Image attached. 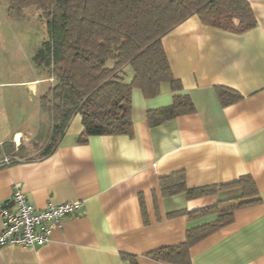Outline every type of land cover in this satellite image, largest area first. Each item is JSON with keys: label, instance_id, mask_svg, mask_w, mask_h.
Masks as SVG:
<instances>
[{"label": "crops", "instance_id": "1", "mask_svg": "<svg viewBox=\"0 0 264 264\" xmlns=\"http://www.w3.org/2000/svg\"><path fill=\"white\" fill-rule=\"evenodd\" d=\"M257 24L243 32L203 24L194 15L163 38L182 89L162 84L146 97L132 91V135L84 136L83 117H72L50 155V111L41 105L56 81L52 46L36 63L5 53L0 69V203L17 185L43 209L81 200L50 241L36 248L0 247V264H177L149 256L188 241V234L218 215L192 218L197 209L237 195L228 190L190 198L165 195L162 179L184 172L189 189L251 176L260 201L239 207L233 221L189 249L190 264H264V0H249ZM51 40V39H50ZM52 43V42H51ZM125 81L134 79L130 66ZM238 94L239 99L226 102ZM190 96L195 111L151 126L148 112ZM12 112H20L15 120ZM17 121V122H16ZM21 136V144L16 142ZM13 158L10 164L3 160ZM17 158V159H14ZM3 220L0 216V234Z\"/></svg>", "mask_w": 264, "mask_h": 264}, {"label": "trees", "instance_id": "2", "mask_svg": "<svg viewBox=\"0 0 264 264\" xmlns=\"http://www.w3.org/2000/svg\"><path fill=\"white\" fill-rule=\"evenodd\" d=\"M20 9L35 7L46 15L52 42V76L55 85L41 98L42 107L53 119V132L43 156L50 155L72 117H83L85 142L90 136L132 135V91L140 88L150 98L162 84L174 91L182 84L172 71L163 38L175 27L196 15L208 26L243 32L257 21L249 0H16ZM130 66L134 79L125 81ZM226 90L220 97L226 100ZM233 99L240 98L238 94ZM195 106L186 94L173 103L148 112L151 126L193 113ZM165 195L186 192L190 198L223 190L237 195L197 209L192 218L218 215L217 221L188 234V241L151 252L149 256L177 264H190L192 243L230 224L236 209L260 201L251 176L223 184L189 189L184 172L162 179Z\"/></svg>", "mask_w": 264, "mask_h": 264}, {"label": "built area", "instance_id": "3", "mask_svg": "<svg viewBox=\"0 0 264 264\" xmlns=\"http://www.w3.org/2000/svg\"><path fill=\"white\" fill-rule=\"evenodd\" d=\"M16 144L19 146L21 143L17 141ZM12 160L13 158L6 157L3 162L10 164ZM83 206V201L76 200L61 204L49 203L40 209L27 199L23 187L17 185L12 198L0 203V216L3 220L0 247L43 246L50 241L52 232L61 228L68 217L80 214Z\"/></svg>", "mask_w": 264, "mask_h": 264}, {"label": "rangeland", "instance_id": "4", "mask_svg": "<svg viewBox=\"0 0 264 264\" xmlns=\"http://www.w3.org/2000/svg\"><path fill=\"white\" fill-rule=\"evenodd\" d=\"M51 40L46 15L35 7L20 9L16 0H0V69L6 66L5 53H13L15 62L36 63L34 55L48 56ZM19 120L20 112H12ZM16 121V122H17ZM21 143V138H19Z\"/></svg>", "mask_w": 264, "mask_h": 264}, {"label": "bare ground", "instance_id": "5", "mask_svg": "<svg viewBox=\"0 0 264 264\" xmlns=\"http://www.w3.org/2000/svg\"><path fill=\"white\" fill-rule=\"evenodd\" d=\"M20 138H21V136H20Z\"/></svg>", "mask_w": 264, "mask_h": 264}]
</instances>
